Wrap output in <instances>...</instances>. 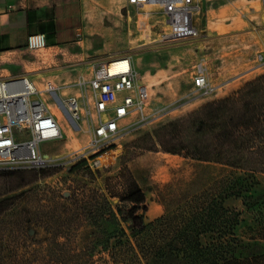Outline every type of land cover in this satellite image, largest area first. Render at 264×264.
Segmentation results:
<instances>
[{"label":"rangeland","instance_id":"1","mask_svg":"<svg viewBox=\"0 0 264 264\" xmlns=\"http://www.w3.org/2000/svg\"><path fill=\"white\" fill-rule=\"evenodd\" d=\"M57 1V10L37 14L45 21L33 27V33H38L35 38L28 37L0 53V76L27 73L39 86L50 80L63 85L60 91L64 97L78 93V81L88 80L104 61L129 54L134 67L152 86V102L145 113L156 112L111 145L109 154L100 158L109 162L107 165L92 169L85 157H75V151L87 142L84 126L47 97L60 118L63 134L42 146L60 158L43 168L0 170V199L15 197L0 215V264H84L92 222L82 203L84 194L108 189L119 192V171L128 168L146 195L148 209L159 203L157 192L166 182L188 181L195 161L162 151L159 145L147 147L152 146L149 135L156 142L157 129L191 112H200L215 132L236 140L249 176L256 182L247 193L264 192V151L236 101V92L248 85L264 111V66H257L258 55H264V0H203L197 22L199 36L163 43H149L144 38L137 27L142 9L127 5L125 0ZM54 14L69 24L58 27L63 39L52 45L55 31L50 30V20ZM41 30L45 31L39 33ZM201 55L208 57L207 76L215 87L205 96L194 90L191 74ZM208 166L215 175L232 170L218 163ZM110 200L114 206L128 205L117 197ZM159 205L158 213H144L146 221L163 212ZM226 205L240 212L238 234H248L249 225L264 223V205L245 207L241 197L233 196ZM123 224L129 229V224ZM56 240L64 243L62 249L55 246ZM90 252L97 262L102 255L108 258L99 245ZM71 255L76 257L69 260ZM59 256L67 260L56 262Z\"/></svg>","mask_w":264,"mask_h":264},{"label":"trees","instance_id":"2","mask_svg":"<svg viewBox=\"0 0 264 264\" xmlns=\"http://www.w3.org/2000/svg\"><path fill=\"white\" fill-rule=\"evenodd\" d=\"M50 30L54 33L53 20ZM254 95L245 85L236 92V101L264 151V111ZM154 137L156 142L149 135L152 146L148 149L159 145L162 151L195 161L193 175L185 183L168 181L158 189L163 212L149 221L144 216L146 195L128 168L119 171V192L107 188V192L84 194L82 203L92 221L84 264H264V223L249 225L248 234H238L240 212L226 205L231 196L241 197L245 207L264 205V192L247 193L256 182L249 176L236 140L219 135L197 111L157 129ZM209 163L230 166L232 170L215 175ZM113 197L128 205L114 206L110 200ZM14 201L13 196L1 198L0 215ZM123 223L129 224V229ZM54 244L58 249L64 246L57 240ZM98 245L108 258L102 255L97 262L90 251ZM55 259L67 260L61 256Z\"/></svg>","mask_w":264,"mask_h":264},{"label":"built area","instance_id":"3","mask_svg":"<svg viewBox=\"0 0 264 264\" xmlns=\"http://www.w3.org/2000/svg\"><path fill=\"white\" fill-rule=\"evenodd\" d=\"M125 2L142 9L137 15V27L149 43L200 34L197 22L203 0ZM258 58L257 66H264V55L259 54ZM207 60L206 55H201L191 70L194 90L203 96L215 88L207 76ZM78 84V93L61 97L63 85L50 80L39 86L25 73L0 76V170L43 168L58 163L60 157L42 146L63 134L60 118L52 111L47 97L57 108L63 107L70 119L84 126L87 142L75 151V157H85L92 169L107 165L109 162L100 158L109 154L111 145L156 112L145 113L152 102V86L146 75L134 67L129 54L104 61L88 80Z\"/></svg>","mask_w":264,"mask_h":264},{"label":"crops","instance_id":"4","mask_svg":"<svg viewBox=\"0 0 264 264\" xmlns=\"http://www.w3.org/2000/svg\"><path fill=\"white\" fill-rule=\"evenodd\" d=\"M57 3H59L57 0H0V53H3L7 47L17 46L28 37L30 39L35 38V34L38 33H33V27L39 21H41L40 24L45 21L44 18H37V14L41 11L49 13V9L53 8L57 10ZM52 20L55 33L51 38L50 44L55 45L56 42L58 43L63 39L59 37L58 27L68 25L69 22H62L56 14H54ZM74 29L77 33L81 32V29L77 26ZM42 32L40 31L39 33ZM154 203L147 209V211L153 214L158 213L161 209L159 203Z\"/></svg>","mask_w":264,"mask_h":264},{"label":"bare ground","instance_id":"5","mask_svg":"<svg viewBox=\"0 0 264 264\" xmlns=\"http://www.w3.org/2000/svg\"><path fill=\"white\" fill-rule=\"evenodd\" d=\"M128 5V4H127ZM132 6V5H131ZM113 69V68H112ZM59 111H61V110H59ZM64 115V114H63Z\"/></svg>","mask_w":264,"mask_h":264}]
</instances>
